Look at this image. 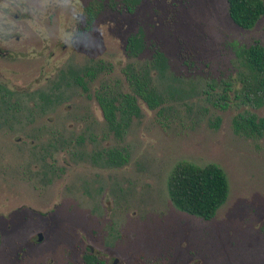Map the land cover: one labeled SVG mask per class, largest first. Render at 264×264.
Segmentation results:
<instances>
[{"label":"rangeland","instance_id":"rangeland-1","mask_svg":"<svg viewBox=\"0 0 264 264\" xmlns=\"http://www.w3.org/2000/svg\"><path fill=\"white\" fill-rule=\"evenodd\" d=\"M122 1L0 0L7 81L29 90L0 104V209L23 233L0 264H264V136L232 127L264 116L243 96L264 13L244 29L225 0ZM180 160L223 170L210 219L169 200Z\"/></svg>","mask_w":264,"mask_h":264},{"label":"trees","instance_id":"trees-1","mask_svg":"<svg viewBox=\"0 0 264 264\" xmlns=\"http://www.w3.org/2000/svg\"><path fill=\"white\" fill-rule=\"evenodd\" d=\"M230 20L240 28H250L264 13L263 0H225ZM250 82L243 96L253 105H264V47L253 41L243 50ZM236 133L245 136H264V116L238 114L232 120ZM168 198L177 209L203 220L210 219L228 194V182L223 170L214 163L202 166L180 160L166 178ZM86 264H102L87 248Z\"/></svg>","mask_w":264,"mask_h":264},{"label":"flooded vegetation","instance_id":"flooded-vegetation-1","mask_svg":"<svg viewBox=\"0 0 264 264\" xmlns=\"http://www.w3.org/2000/svg\"><path fill=\"white\" fill-rule=\"evenodd\" d=\"M122 2L124 3L127 10H131L135 0H124ZM6 10L7 9H0V104H6V102L11 104L12 101L10 98L12 96H23L25 92L29 91L27 89H24L23 87H17V86L14 87L12 86V84L9 85L7 81V74L9 73L13 74V73L9 71V69H11L12 67L11 66L9 67L8 65H6V62H7L6 58H13V57L17 58L18 57L17 59H19V57L21 56H19V54L12 56L11 55L12 49L6 46L8 39L13 38L14 41H18L20 38L18 35H13V31L15 29H11V27L8 26L7 24L8 13ZM14 16L16 17L15 14ZM33 90H30V91H33ZM2 204H4V200L0 199V207L2 206ZM24 207L31 209L33 212H34V209L37 210L36 208L33 207L32 204H29V203L12 204L11 209L13 212V210H18ZM7 218H8V213L6 215L3 212V210L0 209V229H2V231L0 230V246L2 243L1 241L3 240L2 238H4V243L2 245L3 249L1 250V252L9 248L10 252L11 251L13 252V250H15L14 254L12 253V255H17L18 253H20V249L18 245H19V241L23 240V233L22 231L20 232L16 230V221H15L14 224L12 225V226L15 225V228L13 230V232L16 230L15 233L11 232L8 234L6 230H10L12 226H11V223L10 224L8 223ZM28 238L30 239L31 237H28ZM14 246H16L17 248H14ZM88 251L91 253V250L89 248H88ZM91 254L94 255L93 253ZM18 257H15V258L18 259ZM102 264L104 263L102 262Z\"/></svg>","mask_w":264,"mask_h":264},{"label":"water","instance_id":"water-1","mask_svg":"<svg viewBox=\"0 0 264 264\" xmlns=\"http://www.w3.org/2000/svg\"><path fill=\"white\" fill-rule=\"evenodd\" d=\"M39 238V237H38ZM40 239V238H39Z\"/></svg>","mask_w":264,"mask_h":264}]
</instances>
